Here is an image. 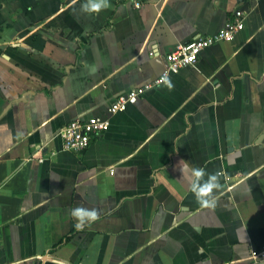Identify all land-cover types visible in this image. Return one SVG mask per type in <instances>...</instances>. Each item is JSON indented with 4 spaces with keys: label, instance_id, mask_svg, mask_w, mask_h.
Wrapping results in <instances>:
<instances>
[{
    "label": "crops",
    "instance_id": "1",
    "mask_svg": "<svg viewBox=\"0 0 264 264\" xmlns=\"http://www.w3.org/2000/svg\"><path fill=\"white\" fill-rule=\"evenodd\" d=\"M88 2L0 0V264H264L245 261L264 246V0ZM235 10L233 43L109 114ZM93 117L109 129L65 151L60 130ZM188 167L219 178L213 206ZM78 208L98 217L82 231Z\"/></svg>",
    "mask_w": 264,
    "mask_h": 264
},
{
    "label": "built area",
    "instance_id": "2",
    "mask_svg": "<svg viewBox=\"0 0 264 264\" xmlns=\"http://www.w3.org/2000/svg\"><path fill=\"white\" fill-rule=\"evenodd\" d=\"M132 4L137 10L143 6L142 0H121ZM245 28V14L241 10H235L226 21V24L214 35L197 37L185 44L178 45L171 53L165 56L166 69L162 76L153 83L137 87L118 96L108 112L112 116L127 111L130 106L136 105L143 96L157 86L165 85L172 74L193 67L198 64L201 54L215 44L225 42L233 43ZM152 56L154 54H151ZM110 127V122L93 117L86 121H72L62 128L59 136L63 142V149L67 152L83 153L88 150L94 139L100 137ZM248 262H264V246L251 251ZM231 264H237L231 263Z\"/></svg>",
    "mask_w": 264,
    "mask_h": 264
},
{
    "label": "clouds",
    "instance_id": "3",
    "mask_svg": "<svg viewBox=\"0 0 264 264\" xmlns=\"http://www.w3.org/2000/svg\"><path fill=\"white\" fill-rule=\"evenodd\" d=\"M107 6V0H89L84 6V10L87 12H99ZM166 84L169 89L172 88L170 82H166ZM184 171L191 183V189L197 202L205 207L213 206L211 200L213 191L222 187L219 183V178L215 174H209L207 180L202 181L201 178L205 173L200 169L188 167ZM193 178L195 179L193 180ZM71 215L76 219L75 228L77 231L84 230L85 227L90 226L98 218L95 210L79 208L72 210Z\"/></svg>",
    "mask_w": 264,
    "mask_h": 264
}]
</instances>
